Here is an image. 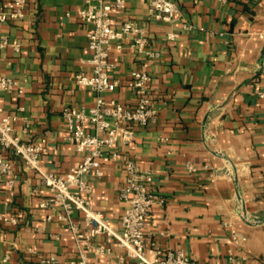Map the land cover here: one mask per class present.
Wrapping results in <instances>:
<instances>
[{
  "label": "crops",
  "instance_id": "0c3cea01",
  "mask_svg": "<svg viewBox=\"0 0 264 264\" xmlns=\"http://www.w3.org/2000/svg\"><path fill=\"white\" fill-rule=\"evenodd\" d=\"M173 1L181 9L173 21L153 17L147 0L112 10L116 25L146 24L150 48L158 52L139 53L128 39L121 48L114 44L110 77L117 85L106 94L132 106V72L152 77L154 118L137 125L134 140L120 147L122 159L151 172L148 185L159 196L147 219V252L182 249L203 264H264V99L258 95L264 88V0ZM85 4L28 0L23 17L0 23V41H9L0 46V77L16 83L0 89V106L17 116L18 133L43 147L41 163L57 174L82 158L62 110L88 107L96 98L76 80L92 73L93 24L78 14ZM0 156L11 162L10 172L0 174V264H44L52 255L58 264H80L82 252L86 264H136L105 235L78 243L57 215L62 210L41 206L50 192L36 171L1 144ZM188 163L199 169L189 171ZM101 169L100 176L87 175V196L119 228L126 171L114 161ZM74 218L82 221L83 213L76 210ZM233 231L245 239L234 241ZM101 245L111 250L97 252Z\"/></svg>",
  "mask_w": 264,
  "mask_h": 264
},
{
  "label": "built area",
  "instance_id": "2783aa9c",
  "mask_svg": "<svg viewBox=\"0 0 264 264\" xmlns=\"http://www.w3.org/2000/svg\"><path fill=\"white\" fill-rule=\"evenodd\" d=\"M28 0H8L0 5V23L21 18L25 14ZM149 12L160 21H173L181 14V9L173 0H147ZM127 0H86L85 6L78 14L84 20L91 22L93 27L88 32L89 48L92 65L90 75L78 74L76 80L89 86L95 93L93 105L67 106L62 110V116L69 130V140L76 151L81 154V160L74 163L66 173L57 174L47 169L41 163L43 147L28 141L15 128L17 116L4 113L0 106V144L10 148L29 167L39 175L41 182L48 188L50 195L41 201L42 207L60 208L57 215L67 222L78 243L89 245L92 238L105 235L108 242L115 240L119 246L127 250L128 255L136 260V264H203L185 253L182 249L164 252L160 249L152 253L146 248V224L152 206L159 200V196L150 188L148 180L151 172L142 169L132 159H122L120 147L131 143L136 134L137 125H147L152 121L155 108L151 105L149 95L151 75L145 70L132 72L130 87L134 90L137 101L134 105L106 98V94L117 85L110 77L113 63L110 51L115 44L122 47L124 40H130L131 45L139 52L149 56H157L158 52L150 48V40L146 24H139L134 20H125L119 25L113 23L112 10L124 8ZM169 39L176 37L175 33L167 35ZM6 38L0 41V46L8 44ZM12 45L19 48V42ZM8 76L0 77V89L12 90L15 86ZM264 99V88L258 91ZM28 121L23 131H27ZM122 163L125 168V183L119 190V197L125 202V208L120 218V227L108 219L106 214L94 207L87 193L92 185L87 175L102 174L101 166L105 162ZM189 171L199 168L188 163ZM11 162L0 156V174L9 173ZM83 213V220L74 218L75 211ZM47 219L52 218L49 214ZM1 219L17 222L16 217L1 216ZM232 239L236 242L245 237L236 231L232 232ZM110 246H98L97 252H109ZM80 264H86L87 256L81 253ZM44 264H58L54 255L42 259ZM233 264V263H232ZM250 264V263H244Z\"/></svg>",
  "mask_w": 264,
  "mask_h": 264
},
{
  "label": "water",
  "instance_id": "95a60500",
  "mask_svg": "<svg viewBox=\"0 0 264 264\" xmlns=\"http://www.w3.org/2000/svg\"><path fill=\"white\" fill-rule=\"evenodd\" d=\"M246 220H248L249 222H254V223L259 221L258 219H250V218H247Z\"/></svg>",
  "mask_w": 264,
  "mask_h": 264
}]
</instances>
